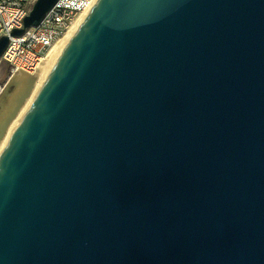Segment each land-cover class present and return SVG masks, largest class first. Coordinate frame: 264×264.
Returning a JSON list of instances; mask_svg holds the SVG:
<instances>
[{
	"label": "water",
	"instance_id": "95a60500",
	"mask_svg": "<svg viewBox=\"0 0 264 264\" xmlns=\"http://www.w3.org/2000/svg\"><path fill=\"white\" fill-rule=\"evenodd\" d=\"M0 264H264V0H97L0 150Z\"/></svg>",
	"mask_w": 264,
	"mask_h": 264
},
{
	"label": "built area",
	"instance_id": "2783aa9c",
	"mask_svg": "<svg viewBox=\"0 0 264 264\" xmlns=\"http://www.w3.org/2000/svg\"><path fill=\"white\" fill-rule=\"evenodd\" d=\"M96 1L57 0L38 25L30 26L20 36H11L12 29L22 27L34 0H0V37L8 36L1 61L9 66L11 75L32 73L50 46L68 31L73 21L85 16Z\"/></svg>",
	"mask_w": 264,
	"mask_h": 264
},
{
	"label": "bare ground",
	"instance_id": "6f19581e",
	"mask_svg": "<svg viewBox=\"0 0 264 264\" xmlns=\"http://www.w3.org/2000/svg\"><path fill=\"white\" fill-rule=\"evenodd\" d=\"M83 17L84 14L77 20L73 21L68 31L50 46L46 54L41 58L36 69L32 72L33 74L30 73L29 75L24 72H16L10 76L9 83L13 84L16 90L12 94H8L7 92L0 94V108L4 109L2 113H0V150L2 141H6V139L3 140L4 137L6 138V136L9 135H6V133L10 130L12 131L15 126H13V122L16 121L14 124L18 122V119L26 107L27 103L25 100L32 96L35 89L42 82L46 73L52 67L57 56L61 52L67 39L76 29ZM10 127H12V129H10Z\"/></svg>",
	"mask_w": 264,
	"mask_h": 264
},
{
	"label": "rangeland",
	"instance_id": "374dc122",
	"mask_svg": "<svg viewBox=\"0 0 264 264\" xmlns=\"http://www.w3.org/2000/svg\"><path fill=\"white\" fill-rule=\"evenodd\" d=\"M25 74H29L30 75V73H25ZM33 74V73H32ZM10 76H11V72H10V68H9V66L5 63V62H0V94L1 93H4V92H7L8 94H12V93H14L15 92V86L13 85V84H10L9 83V78H10ZM6 90V91H5ZM29 99H26L25 101H26V103H28V101L30 100V98H31V96L30 97H28ZM23 103V102H22ZM4 109H2V108H0V113H2V111H3ZM23 113V112H22ZM16 118H18V117H16ZM15 118V119H16ZM19 120V119H18ZM16 122V121H15ZM15 122H13V126L14 125H16V124H14ZM10 129H12V127H10ZM9 129V130H10ZM11 131V130H10ZM10 131H8V133H6V135H8V134H10ZM5 135V136H6ZM9 136V135H8ZM8 136H6V138L4 137V139L3 140H5V139H7V137ZM4 142L5 141H2V143H1V148H2V144H4Z\"/></svg>",
	"mask_w": 264,
	"mask_h": 264
}]
</instances>
